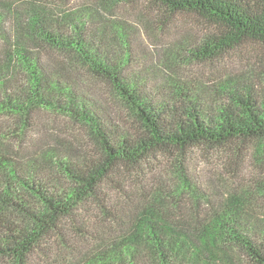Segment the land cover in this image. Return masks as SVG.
I'll return each instance as SVG.
<instances>
[{
    "label": "rangeland",
    "instance_id": "obj_1",
    "mask_svg": "<svg viewBox=\"0 0 264 264\" xmlns=\"http://www.w3.org/2000/svg\"><path fill=\"white\" fill-rule=\"evenodd\" d=\"M52 1H59L58 8L48 16L52 21L59 18V33L71 35L76 22L80 37L117 64L122 81L140 88L152 104L174 108V113L197 109L215 116L220 106L234 107L236 98L248 92L256 100L264 95V48L247 40L211 58L197 56L198 47L223 31L197 13H170L142 0H44L48 6ZM20 2L0 0V26L5 31H12L14 18L23 13ZM21 16L25 21L24 13ZM11 45L0 38L1 64L6 59L3 51ZM37 46L109 139L143 131L110 81L57 51ZM1 83L12 92L24 85L18 71L8 76L0 67ZM23 120L25 115L0 114V160L5 162L0 165V189H7L23 207L0 199V214L22 228L29 224L25 209H42L22 180L60 191L71 185L62 166L80 165L98 153L97 129L91 121L42 108ZM243 146L231 164L221 147L202 143L184 154L156 151L135 168L118 166L102 189L107 211L90 199L81 203L43 238L27 264H117L118 258L136 264H255L234 237L243 233L264 248V140ZM233 195L243 208L242 217L219 228L210 222L214 210ZM159 209H168L179 224L173 227L170 246L161 232L166 242L163 256L143 233L146 222L160 224Z\"/></svg>",
    "mask_w": 264,
    "mask_h": 264
},
{
    "label": "trees",
    "instance_id": "obj_2",
    "mask_svg": "<svg viewBox=\"0 0 264 264\" xmlns=\"http://www.w3.org/2000/svg\"><path fill=\"white\" fill-rule=\"evenodd\" d=\"M20 1L21 8H24L25 21L21 20V13L14 18L12 31H5L0 26V38L12 43L11 48L3 51L6 59L4 64L0 63V67L6 70L8 76L18 71L24 85L12 92L8 88L9 91L4 89L5 85L1 83L0 89H3L0 94V114L25 115L23 121L26 122L37 109H61L72 117L92 122L97 129L98 153L80 165L62 166V171L71 180V185L60 191L46 190L41 183L21 181L23 186L38 196L42 209L37 212L25 209L29 224L24 228L0 214V261L27 264L30 255L39 247L43 238L58 228L59 220L72 216L73 211L89 199L106 210L102 198L103 185L118 166L135 168L156 151L175 149L184 154L191 146L202 143L221 147L225 160L231 164L235 162H232V158L236 160L244 150V143L264 140V95L256 100L248 92L236 98L238 107L220 106L215 116H206L197 109L174 113L176 109L173 108L172 111L168 106L152 104L140 88L126 85L120 78L119 66L109 63L90 46L88 40L80 37L76 22L71 25V35L60 34L57 26L59 18L53 17L56 21H52L49 17L52 9L58 8L59 1L49 2V6L44 0ZM142 1H149L170 13H197L221 26L223 31L219 36L196 49L199 57L211 58L247 40L256 41L264 48V0ZM2 16L0 14V21ZM37 44L48 52L57 51L68 60L86 66L92 73L110 81L125 99L143 131L133 137L109 139L111 137L108 138L106 133L101 132L93 114H90L84 103L78 102L72 91L59 80L51 68V61L41 55ZM4 164L0 160V165ZM9 174L15 177L12 171ZM6 190L0 189L1 202L12 203L22 209V203L18 204L11 199ZM183 190L176 194H183ZM227 201L223 206L219 204L212 215L214 220H210L219 228L242 217L243 208L238 204V198L233 195ZM167 210L157 211L156 217L160 224L146 222L143 229L144 235L156 242L155 248L162 256L166 242L161 232L168 237L170 246L173 227L179 225ZM234 238L243 245L255 264H264L263 247L251 243L243 233L236 232ZM128 251L129 248L124 253ZM117 261V264H136L131 260L120 263L122 258Z\"/></svg>",
    "mask_w": 264,
    "mask_h": 264
}]
</instances>
